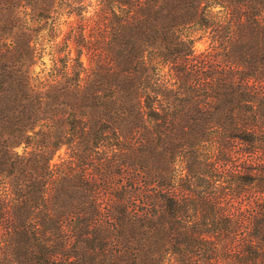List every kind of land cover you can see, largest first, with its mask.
<instances>
[{"label": "trees", "instance_id": "16d2710c", "mask_svg": "<svg viewBox=\"0 0 264 264\" xmlns=\"http://www.w3.org/2000/svg\"><path fill=\"white\" fill-rule=\"evenodd\" d=\"M0 264H264V0H0Z\"/></svg>", "mask_w": 264, "mask_h": 264}, {"label": "rangeland", "instance_id": "374dc122", "mask_svg": "<svg viewBox=\"0 0 264 264\" xmlns=\"http://www.w3.org/2000/svg\"><path fill=\"white\" fill-rule=\"evenodd\" d=\"M204 39L200 40V41H197L196 43V46L199 47V48H202L204 46V42H203ZM57 156H55V158L53 160H56Z\"/></svg>", "mask_w": 264, "mask_h": 264}]
</instances>
